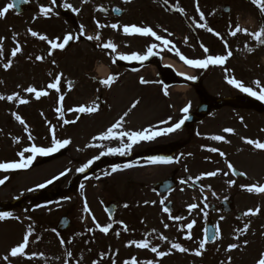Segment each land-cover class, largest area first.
I'll use <instances>...</instances> for the list:
<instances>
[{
  "label": "rangeland",
  "instance_id": "rangeland-1",
  "mask_svg": "<svg viewBox=\"0 0 264 264\" xmlns=\"http://www.w3.org/2000/svg\"><path fill=\"white\" fill-rule=\"evenodd\" d=\"M60 1L69 14L77 13L73 9H78L81 13L80 17L76 15L78 27L74 31H72L73 25L70 20L55 19L51 25L54 27L55 24H59L60 31L57 33L54 32V28L45 26V29L48 28L51 31H48V35L44 33L49 41L61 43L66 34H72L73 40L64 50L56 49L51 56L48 55L50 48L46 49L44 46V50L37 48L40 43L50 46L48 41L41 42L38 37H33L28 32L32 30L41 35L39 23L29 26L23 22L20 25V27L23 25V31L28 33L27 39L31 49L27 52L28 65L18 63L13 66L12 73L10 74L9 71L6 81L0 84V95L7 97L18 94L20 99L27 102L20 104L18 99L7 100V102H4L6 99L0 100V163H19L20 157L17 153L32 144L42 147L52 146L53 132L58 140L68 139L71 142L60 149L62 154L56 159L37 156L26 169L0 171V179L7 177L5 182L0 184V201L29 197L20 207L6 211L5 213L9 215L0 219V264H91L92 253H94L92 255L94 260L99 261L102 258H96V253L104 254L103 258L106 256V259L104 258L103 264H119L126 253L129 258L121 264L125 262L147 264V261H152L153 264H229V259L230 264H257L261 254L264 253V192L255 190L249 192L247 187L264 186V150L246 143V140L264 142V114H257L250 109L222 108L225 114L233 115L234 119L236 117L237 120H244V123L235 122L237 128L232 132L231 145H223L224 150L220 149L223 156L209 151L211 148L217 149L219 143L208 141L204 143V147L200 145L203 132L207 127L204 123H196L193 125L195 140L192 139L193 142L191 141L189 146L180 149L170 163L142 167L149 161L140 159L137 162L140 165L137 166L134 158L141 150L144 151V147L150 142L183 140L186 132L181 128L172 132L171 135H161L152 141H142L133 145L126 154L130 158V163L122 158L125 155H107L106 157L111 158L113 163L101 168L102 170L90 178L79 181V188L76 190L48 201L39 199L32 202L30 199L37 198L41 193L46 195L55 193L58 188L65 189L75 173H79L77 169L97 156L100 151L120 148L122 146L120 139L93 141L92 138L115 123L134 103L136 106L125 118L123 130L139 131L159 125L155 130L160 131L164 127H170L179 122L183 115L181 110L185 106L190 105L189 112H194L200 104L199 91L196 92V88H190L187 91L184 90L185 87L178 88L176 85L163 88L167 78L160 77V71L155 65H147L145 70L137 74L125 73L124 76L120 75V69H115L114 73H118L115 80L116 86L110 89L104 88L99 82L102 80L97 71L101 67H108L106 64L111 63L112 53L110 51L109 55L102 51H100L101 54L95 53V48H99L98 44L113 42L117 46L115 55L131 53L143 55L146 54L149 45L156 43L158 47L153 49L157 53L155 60L161 64L165 60L174 61L177 65L183 66V74H187L188 77H191L193 68L176 55L177 51L187 59H203L207 55L227 56L230 51L237 55L236 60L240 62L233 70L231 69L234 66V60L231 59V55L222 65H213L205 70L195 68L194 78L197 72L198 74L200 72L204 89L213 97H218L219 94L235 93L229 92L230 89L221 84L220 79H223L225 74L246 83L245 86L252 87L259 93L260 88H257L253 82L259 81L260 86L264 87V45L258 44L248 33H256L264 24V17L259 18V12L254 7L258 5L260 11L264 9V0H257L256 3L253 0L249 2L246 0H169L168 4H165L163 0ZM52 3L53 1L45 0L44 8H51ZM90 3L95 4V11ZM66 4L72 7H64ZM226 4L230 6V12L224 14L223 21L215 23L216 14L220 13L219 8ZM112 6L123 9L124 14L114 17L110 12ZM104 7L108 10L102 9ZM197 7L204 14V21H200ZM177 8L183 9V14L177 11ZM102 10L106 12L102 14ZM97 21L102 25L116 23L118 28L113 30L105 26L98 29ZM123 21L131 25L151 27L157 35L168 39L171 43L164 46L153 37H143L138 34L122 36ZM186 23H189L190 29L185 27ZM196 23L211 27L220 34V37L207 31L206 27L197 28ZM81 25L84 27L83 35L79 33ZM237 26L240 31L235 36L230 35L229 33L235 31ZM168 32L173 35L168 36ZM97 34L100 36L99 40L87 39L88 36L95 37ZM102 34L105 37H102ZM225 41H230L231 47L223 50ZM19 45L22 50V45L20 43ZM201 45L209 50L207 54ZM245 45L252 50L245 49ZM33 46L35 49H32ZM246 52L251 55L247 60L242 61L240 54ZM36 53L38 54L35 56ZM43 54L44 63L43 59L36 60L37 56L43 58ZM255 55L259 56L257 61L253 59ZM259 63H261L260 69H258ZM92 66L95 69L94 72L90 71L93 76L86 72L91 70ZM60 74L62 75L59 91L46 89L49 83L56 82V76ZM141 78L150 83L143 85L140 82ZM74 79L76 82H71ZM91 79L100 85L92 83ZM30 86L36 91L47 90L49 100H46L47 95L34 100L35 92L26 91ZM99 93L102 94L103 100L106 99L102 108L98 107ZM161 93H164V96H161ZM67 94L71 97L68 105L71 111H66L63 115L64 109L56 111V102L53 107L52 100ZM260 103L264 105V101L260 100ZM80 106L95 107L96 110L92 113H83L82 118L77 121L75 119L79 112L75 109ZM13 113L19 115L25 124H20ZM60 116L63 118L59 120ZM169 118H171L169 124H160L161 121L169 120ZM64 120L76 122L69 127L63 123ZM29 135L32 140L29 139ZM208 138L212 140L210 136ZM123 142L127 143V138H124ZM90 143L100 144L101 147H86ZM30 155L31 153H25V158ZM221 160L223 163L226 160L229 161L233 168L245 173L246 179L232 177L228 165L222 166ZM123 165L135 168L122 171ZM113 166H119L118 170L112 172ZM217 170L219 173L215 177L204 176L196 179L201 174ZM65 171L67 174L52 184L44 188L37 187ZM105 172L111 174L104 175ZM171 172L177 173L180 182L176 190L166 195L155 193L150 188L151 183L165 178ZM97 176L100 178L96 179ZM181 181L186 182L181 183ZM231 181L234 183L230 187ZM196 183L201 184L197 186ZM81 184L83 188L80 187ZM242 185L245 187L242 188ZM206 186L215 193L214 197L206 196ZM204 192L205 195H202ZM217 194L218 200L228 194L234 196V207L230 212H221L220 206L214 212H210V206L213 205L212 202H216ZM110 198H117L119 203V211L112 220L104 211L105 203ZM207 200L210 201L207 202ZM168 201H173L174 211L182 209L181 214L176 215L174 211L164 212V205ZM193 203L197 204L198 208L190 214L188 205ZM85 204L88 211L84 210ZM205 204L208 205L207 208L204 207ZM257 208L260 209L257 215H244L246 211L250 209L255 211ZM238 212L241 213L240 217L237 215ZM63 215L70 217L71 226L62 234L57 231L56 223ZM169 215L183 216L186 219L171 220ZM210 217L219 236L211 243L206 242L205 248L201 250L199 243L204 239L203 223ZM137 220V225L133 224ZM192 220L196 223L193 229L188 230L186 224ZM109 224L111 228L121 225L127 238H122V234L114 235L113 228L105 234L97 227V225L105 227ZM165 224L169 225L167 229L164 227ZM245 224L248 225V229L246 232H241ZM29 228L32 234L29 238L30 243L25 249V255L11 257V248L23 241ZM119 231L121 233V230ZM138 231L140 238L133 237V233ZM86 234L92 238L93 248L91 247L90 250L87 245L84 247L77 245L83 242L82 238L85 240ZM189 234L191 239H186L185 237ZM161 235L167 237V240H161ZM145 238L150 242L149 248H137L135 243H131ZM61 240L64 241L63 244ZM171 243H178L188 251L180 252L173 249ZM231 244H237L238 247L229 251L228 246ZM122 246L128 249V252L123 251ZM153 246L168 255L163 258L157 257L156 253L150 250ZM115 250L120 251L112 257L110 253ZM197 250L201 251L200 256L194 254ZM5 256L8 257L7 260L4 259Z\"/></svg>",
  "mask_w": 264,
  "mask_h": 264
},
{
  "label": "snow or ice",
  "instance_id": "snow-or-ice-1",
  "mask_svg": "<svg viewBox=\"0 0 264 264\" xmlns=\"http://www.w3.org/2000/svg\"><path fill=\"white\" fill-rule=\"evenodd\" d=\"M21 3H28L29 0H20ZM55 2V0H53V3ZM83 2H87V0H83ZM163 2L165 4H168L169 0H163ZM254 3L257 2V0H253ZM14 7L13 4H8L3 10H0V17H4L5 14L9 11V9H12ZM64 7L66 8H71L72 6L70 4H66L64 5ZM177 11L181 12V14H183V9L177 8ZM40 11L42 13H48L51 11L50 8H44L43 6L40 8ZM73 11L78 12V9H73ZM197 12L199 13V19L200 21H204L205 20V16L204 14L200 11L199 7H197ZM262 14H264V9H262ZM97 23V28H103L105 26L107 27H111L113 30L118 28V25L116 23H112L111 25H102L100 24L98 21ZM195 23V22H194ZM196 27L197 28H201V27H206L207 31H209L210 33H212L213 35H216L218 37H220V34L215 32L211 27H207L205 24L202 23H196ZM240 31L239 26H237L235 31H231L229 34L232 36H235L237 34V32ZM30 34L33 37H38L40 40H44V41H48V43L50 44V50L48 55H52L53 51L56 49L59 50H64L65 46L69 44L70 41L73 40V36L72 34H66L63 37V42L61 43H57L56 41H49L48 38L44 35H39L37 32L29 30ZM79 33L80 35L84 34V27L83 25L80 26L79 29ZM123 33L126 35H133V34H138L140 36L143 37H153L156 41H160L162 45L164 46H168L171 42L168 39H164L162 38L160 35H157V33L151 28V27H146V26H136V25H131V26H123ZM250 36H252L253 39L256 40V42L258 44L264 45V24L261 25V28L259 31H257L256 33H248ZM168 36H172L173 34L171 32L167 33ZM96 39L99 40L100 36L99 34H97L95 37L92 36H88L87 39L88 40H92V39ZM222 38V37H221ZM76 39L78 40L79 37L77 36ZM187 39V38H186ZM3 38H0V42H2ZM56 40H59V38H56ZM97 47L101 48V49H110L112 54H115L117 51V46L111 42L108 41L107 43H103V44H98ZM158 47V45L156 43H153L151 45H149L147 47L146 50V54H137V53H131V54H120V55H113L112 56V63L115 64L117 62V60H121V61H137V62H144L147 61L150 57L156 55L157 53H155L153 51V49H156ZM173 47H175L173 45ZM201 47L203 48L204 52L207 54L208 53V49L206 47H204L203 45H201ZM225 47L227 48V42L225 41ZM245 48L248 51H251L252 49L248 48L247 45H245ZM21 51V47L19 44H17L14 49L11 52V56L15 57L17 55V53H19ZM2 49H0V55H2ZM231 52L229 51L227 53V56L225 55H216V56H212V55H207L206 59H187L185 58L184 55H182L179 51L176 52V55L179 56V58L187 65L192 66L194 68H207L210 64H214V65H222L224 64L225 60L231 56ZM43 58L41 56H37L36 60H42ZM11 59L8 60L7 63H5L3 65L4 69L7 70L10 66H11ZM61 75H57L56 76V82L55 83H49L47 85L48 89H56L57 91H59V86H60V78ZM188 79H195L194 77H186ZM116 79L115 76H110L107 80H102L100 81L102 86H109L111 81H114ZM142 84L144 83H148L147 81H145L143 78H141L140 81ZM226 82L235 87L238 88L241 92L246 93L249 96L255 97L258 100L264 101V87L260 86V82L259 81H254L253 83L256 85L257 88H260L259 93H257L256 91L253 90L252 87L249 86H245V84L242 81H239L235 78H227L226 77ZM69 84H71V82H69ZM27 92L32 93L35 92L36 98L39 99L42 96L48 95V93L46 91H36V89L34 87H29L26 89ZM165 95H167V92L165 91ZM8 100V101H13L14 99H18L20 104H24L27 101L24 99H20L18 94H13V95H9L7 97L0 95V100ZM61 101H63L64 97L63 95L60 96L59 98ZM136 106V104L134 103L132 105L131 108H129L128 111H126L122 116L119 117L118 120L115 121V123H113L111 126H109L105 131L99 133L98 135L94 136L92 138L93 141H106V140H113V139H120L122 142V146L120 148H109L107 151H100L99 154L95 157H93L92 159L88 160L85 164H83L81 167H79L77 169V172L79 173H84L86 172V170L88 168H90L92 166V164L99 160L101 157L103 156H107V155H115V154H119V155H126L128 154V152L132 149L133 145L138 144L142 141H152L155 138L161 136V135H166L169 133H172L178 129H180L187 120L190 119V116L188 115L189 110H190V105L189 106H185L181 111L184 114L182 119L175 123L174 125L170 126V127H164L162 128V130L160 131H156L155 129L159 127V125H153L149 128H144L142 130L139 131H127V130H123V125L125 122V118L128 116L129 112L132 110V108H134ZM96 108L95 107H85V106H80L78 108L75 109V111L79 112V113H92L93 111H95ZM56 111H60V109H56ZM13 115L15 116V119L17 121H19L20 124L24 125L25 121L16 113H13ZM171 121V118H169V120L166 121H161L160 124L163 125H167L169 124ZM64 124H69V123H75V121H68V120H64L63 121ZM25 127L27 128V126L25 125ZM225 132H231V129H225ZM124 138H127V143H124ZM29 139L32 140L31 135H29ZM211 139L216 140V141H220L223 139L222 136H213L211 137ZM71 141L68 139L65 140H58L55 137V134L53 132V139H52V146L49 147H42V146H36L35 144H32V146L30 147H25L22 149V151H20L19 153H17V155L20 157V162L16 163V162H12V163H0V171H6V170H20V169H26L28 166L31 165V163L33 162V160L37 157V156H48L50 154H54L55 152H58L60 149L64 148L65 146H67ZM246 143L250 144V145H254L255 148L257 149H261L264 150V142H260V141H254L251 139L246 140ZM86 147L89 148H99L101 147L100 144L97 143H90L88 145H86ZM209 151L212 152H216L218 151L216 148H211L209 149ZM25 153H31L30 156H28L27 158H25ZM222 156L224 155L223 153H220ZM151 162L152 163H169L171 162V158H163V157H152L151 158ZM119 166H113L112 167V172H115L118 170ZM125 167H129V165H125ZM228 168L232 170V174L236 175L237 173L235 172L233 165L232 164H228ZM219 173V170L217 171H211V172H207L204 174H201V176L196 177V179H201L204 176L207 177H215L217 176ZM67 174V171L62 172L59 174V176L53 177L52 179L48 180L45 182V184H40L37 187L38 188H44L46 187V185L48 184H52L55 180H58L61 176H65ZM111 173L109 172H105L104 175H110ZM225 175H227V173H225ZM240 176H246L245 173L240 172L239 173ZM96 179H99L100 177H95ZM7 179V177H5L4 179H0V184H3L5 182V180ZM191 179V178H189ZM186 181H181V183H185ZM193 183H195V181L193 180ZM234 183V181L229 182V186L231 187L232 184ZM81 188H83V184H81L80 186ZM242 188L245 186H241ZM247 190L249 192H253L254 190L256 192H264V186H260V187H256L255 185L253 186H249L247 187ZM29 191H32V189H29ZM203 191V190H202ZM213 195H215V193H213ZM206 199V197H205ZM203 202V201H202ZM161 203L163 204V201H161ZM125 207H127V205H125ZM205 208L208 207L207 204L204 205ZM198 208V205L193 203V204H189L188 205V211L191 214V212L195 209ZM85 211H88L87 208V204H85ZM163 211L168 213L170 212V210L167 207L163 208ZM260 209L257 208L255 211L253 210H248L244 213L245 216H249V215H257L259 213ZM9 214L7 213H0V219L5 218L6 216H8ZM94 219V218H93ZM169 219L171 220H183L186 219L183 216H172L169 215ZM95 222V221H94ZM122 223V222H121ZM195 220H192L191 222L186 224V228L188 230H191L194 228L195 225ZM97 227L99 228V230L105 234L108 233L109 229L111 228V224H109L108 226L105 227H101L99 225H97ZM165 229H167L169 227V225L165 224L164 225ZM248 229V225L245 224L244 228L241 229V232H246ZM125 230H127L126 226H125ZM155 231V230H153ZM32 232H31V228H29L28 232L25 234L23 241L17 245L11 248L10 250V256L11 257H17L18 255L23 256L25 255V249L28 246V244L30 243V236H31ZM219 236V232H217L211 239L215 240L217 237ZM186 239H191V235H187L185 237ZM161 240H167V237L164 236H160ZM209 242V238L205 235V238L203 240L200 241L199 243V249H204L205 248V243ZM64 241L61 240V244H63ZM68 243H71V241H68ZM131 243H135L137 248H149V241L147 238H145L142 241L136 242L133 241ZM246 243V242H245ZM238 245L237 244H231L228 246V250L231 251L232 249L237 248ZM171 248L173 249H177L180 252H186L188 251V249L182 247L180 244L178 243H171ZM153 253H156L157 257H163L165 255H168V253L163 252V251H159L157 249V247H151L150 249ZM196 256H200L201 255V251L197 250L194 253ZM5 260L8 259L7 256L4 257ZM133 260H135V258H133ZM125 264H128V262H125ZM147 264H153L152 261H147ZM229 264H230V259H229ZM257 264H264V253L261 254V258L258 260Z\"/></svg>",
  "mask_w": 264,
  "mask_h": 264
},
{
  "label": "flooded vegetation",
  "instance_id": "flooded-vegetation-1",
  "mask_svg": "<svg viewBox=\"0 0 264 264\" xmlns=\"http://www.w3.org/2000/svg\"><path fill=\"white\" fill-rule=\"evenodd\" d=\"M20 2V1H19ZM13 4L12 0H0V10H3L8 4ZM21 3V2H20ZM23 3H21L20 8L13 7L12 9H9V11L5 14L4 17H0V36L1 37H8V34L11 32H15L16 35L21 39L25 36V33L22 29L23 25L20 27V25L25 22L24 24H27L29 26H32L35 21L34 18L38 19V23H39V28H40V32L41 35H44V32L48 35L49 32H51L48 28H54V32L57 33L60 30V26L59 24H55L56 26H52V22H50V20L45 17L44 13H42L40 11V8L43 6L44 7V0H29V2L27 3V6L22 8ZM57 11L60 12V9H56ZM45 26H48V28L45 29ZM49 31V32H48ZM9 46L5 45V46H1L0 49H2V55H0V62L3 63V61H5L3 63V65L5 63L8 62L9 59H11V61H13L11 53H7V48ZM18 59V57H17ZM7 61V62H6ZM118 64L120 65L121 62H118ZM0 66V81L5 82L6 81V74L7 71L11 72V68H12V63L11 66L5 70L4 67ZM128 70H130L131 72L135 71V69L129 68ZM125 71L122 72V74ZM229 92H235L234 89L229 90ZM223 95L226 97H234V98H240L242 96H247L245 95V93L243 92H235V93H231V94H219V96ZM247 98L244 100L246 101ZM209 110L207 111V114H205L204 116H202V118L200 119V121L198 123H204L206 125V129L203 132V137L202 140L204 142L207 141L206 137L211 135V136H222L223 139L220 140V142L223 145H230V143L232 142V132L235 129V119L234 116H230V114H225V111H221V110H213L212 108H208ZM210 123V125L208 126V124ZM225 129H231V132H225ZM199 133L200 130L198 129ZM173 142L170 141L169 143ZM166 142H160L158 143V147L166 145ZM157 145V143H151L150 145H148V149L149 151H152V148L155 147Z\"/></svg>",
  "mask_w": 264,
  "mask_h": 264
},
{
  "label": "bare ground",
  "instance_id": "bare-ground-1",
  "mask_svg": "<svg viewBox=\"0 0 264 264\" xmlns=\"http://www.w3.org/2000/svg\"><path fill=\"white\" fill-rule=\"evenodd\" d=\"M164 64H167L168 66H170L176 73H182V72H184L181 67H179L178 65H176L172 61H164ZM98 71H99V74L100 75L101 74L103 75V73H104L103 72V68H100ZM181 88H184V87H181Z\"/></svg>",
  "mask_w": 264,
  "mask_h": 264
},
{
  "label": "water",
  "instance_id": "water-1",
  "mask_svg": "<svg viewBox=\"0 0 264 264\" xmlns=\"http://www.w3.org/2000/svg\"><path fill=\"white\" fill-rule=\"evenodd\" d=\"M3 208L2 207H0V210H2ZM67 221V220H66ZM65 222V219H63V220H61V223H64ZM67 224V222L64 224V225H66Z\"/></svg>",
  "mask_w": 264,
  "mask_h": 264
}]
</instances>
